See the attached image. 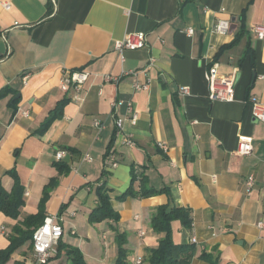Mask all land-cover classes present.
I'll return each mask as SVG.
<instances>
[{
  "label": "crops",
  "instance_id": "obj_1",
  "mask_svg": "<svg viewBox=\"0 0 264 264\" xmlns=\"http://www.w3.org/2000/svg\"><path fill=\"white\" fill-rule=\"evenodd\" d=\"M219 18L231 22L229 32L214 30ZM257 25H264V0H0V91L8 90L0 97V180L10 191L18 176L25 187L19 217L0 212V250L16 225L39 212L56 179L46 216L62 217L61 242L79 247L88 264L116 263L118 233L127 235L130 260H143L165 236L151 226L164 204L191 210L190 228L171 224L175 243L196 246L191 264H208L200 255L214 248L222 264H264V122L250 105L264 102ZM133 32H145V46L121 54L116 41ZM214 64L220 77H235L233 101L209 98ZM74 70L89 73L82 100L62 89ZM64 100L62 116L41 132ZM129 102L138 122L125 119L119 129ZM242 136L252 139L249 155L236 154ZM58 149L68 151L61 161ZM134 171L170 193L124 195L132 184L141 188ZM251 174L256 188L248 194ZM102 184L120 218L92 223ZM67 261L62 250L48 264ZM6 264H36L31 242Z\"/></svg>",
  "mask_w": 264,
  "mask_h": 264
},
{
  "label": "trees",
  "instance_id": "obj_2",
  "mask_svg": "<svg viewBox=\"0 0 264 264\" xmlns=\"http://www.w3.org/2000/svg\"><path fill=\"white\" fill-rule=\"evenodd\" d=\"M7 91V88L2 89L0 91V97L6 94ZM66 102L67 101L64 100L58 103L52 115L42 124L41 132L46 131L56 118L62 116V107ZM58 165L60 168H66L65 165L60 164V162ZM12 174L14 175L13 172ZM138 178L141 180L140 190H135L132 184L124 195L149 197L163 192L170 193L167 187L157 189L149 186L146 177L139 176L137 172L134 171L133 183ZM55 183L56 179H52L45 188L39 212L35 215L26 217L20 224L13 228L14 232L10 235L9 246L6 249L0 250V264H6L11 258V255L25 243L31 242L32 244L33 234L36 228H38L46 218L45 204L50 194L49 188ZM24 192L25 187L21 184L18 176H15V184L10 191L4 188L2 181L0 180V212L5 213L12 218H18L21 212V207L24 205ZM97 193L99 197V205L92 211L90 222L96 223L106 219L119 220V213L112 206L109 189L105 184H102L97 188ZM176 219L182 222L184 228H190L192 225L191 210L183 206L171 207L170 204H164L157 207L151 218V226L156 232H164L165 236L160 239L157 247L146 248V257L142 260L141 264H191V260L196 254L197 248L194 244H177L174 242L171 224L172 221ZM116 242L119 252L115 264H134L131 262L128 249L126 248L127 235L124 233H118L116 236ZM62 250L66 252L68 257V261L62 264H88L79 247L65 244L60 240L58 244V252ZM200 256L208 262V264H222L221 255L217 248H214L212 251L204 250Z\"/></svg>",
  "mask_w": 264,
  "mask_h": 264
},
{
  "label": "built area",
  "instance_id": "obj_3",
  "mask_svg": "<svg viewBox=\"0 0 264 264\" xmlns=\"http://www.w3.org/2000/svg\"><path fill=\"white\" fill-rule=\"evenodd\" d=\"M54 3L56 0H52ZM4 7L6 9L10 8V4L8 2L4 3ZM231 28V22L226 19L219 18L214 26V30L219 33H227ZM255 35L259 39H264V25H257L253 28ZM189 34L193 33V29L188 30ZM147 40V36L145 32H133L129 33L124 38L117 40L115 47L116 49L123 54L125 49H137L145 46ZM122 58L124 56L122 55ZM89 73L82 70H74L68 73L62 80V89L64 91H68L70 88L75 90L74 99L82 100L80 96L81 89L83 87L84 82L88 79ZM111 76H108L107 79H111ZM117 80V78H112ZM209 80H210V95L209 98L213 101H233L234 100V92H235V77L230 78H222L219 76L218 66L214 64L210 68L209 72ZM136 89L147 88L148 84H136ZM181 91L183 93H188L189 88L187 86H182ZM119 104V102H114V105ZM250 105L252 108V113L254 117L264 122V102L257 100L255 98L251 99ZM125 119H128L133 125L138 122L139 115L134 109V106L131 102L128 103V117L127 118H118L117 125L119 129L123 128V123ZM96 125H100V122L97 121ZM127 144L133 146L135 144L132 136H129L127 139ZM162 146L166 149L167 146L162 144ZM253 142L252 139L248 136H242L238 143V148L236 150V154L240 156L249 155L253 152ZM68 151L65 149H58L56 152L57 160H63ZM85 160L91 162L92 156L89 154L85 155ZM113 165L116 166L117 163L113 162ZM256 188V178L253 174L249 175L246 180V189L247 193L251 194L252 191ZM264 195V188L262 190ZM62 217L59 215H49L46 216L44 222L36 228L33 239V257L36 261V264H48V262L55 256L58 251V244L62 239L64 233V227L61 223ZM259 226L263 227L264 222H260ZM144 234V232H141ZM131 262L134 264H141L142 260L137 258H132Z\"/></svg>",
  "mask_w": 264,
  "mask_h": 264
}]
</instances>
